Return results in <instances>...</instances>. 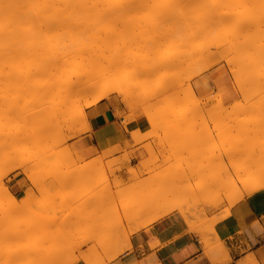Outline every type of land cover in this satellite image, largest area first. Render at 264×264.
Masks as SVG:
<instances>
[{"label": "rangeland", "instance_id": "obj_1", "mask_svg": "<svg viewBox=\"0 0 264 264\" xmlns=\"http://www.w3.org/2000/svg\"><path fill=\"white\" fill-rule=\"evenodd\" d=\"M151 1L153 0H147L146 2L151 3ZM220 1L221 0H210V5L215 2L214 4H218V6L220 7H225L224 3L226 1ZM147 3H145V7L149 10V6L151 5ZM229 3L232 4L231 2ZM247 3H245V5ZM250 3H253V1ZM115 4L118 5L119 3H116L115 1ZM122 4L121 5L124 8L125 3ZM240 4L243 5L239 2V4L237 3L233 6H236V8L237 6H240L238 8L242 9L244 6L241 7ZM121 5L120 8H122ZM152 5H154V3ZM139 6L140 5L138 4L137 7ZM142 6L144 7V5ZM247 6L250 5L247 4ZM129 7H126L127 9H125L127 10V12ZM131 7L129 9H131ZM137 7L135 8L136 10H138V12L136 13V10L134 8V11L132 12H134V17L136 15V18H138L137 20L140 23V26L139 23L136 21L138 23L137 24L135 22L137 26L136 24H132V28H130L131 17L129 16L132 13L129 11L131 13H129V18L127 17V20L126 18L123 19L120 17V15L122 16L121 12H123V10L120 12V8L115 7L119 9L117 10L120 12V14L116 15L118 11L113 10L111 14L107 18H105L106 20L111 19L112 21L109 20L111 21V23H106L105 19L104 21H102L101 19L98 20V23L99 21H101L99 23L101 24V26L97 23V25L100 26H97V28L99 29L102 27V30L100 29V33H97L94 38L92 37L89 40L91 42H89L91 49L93 47L94 48L92 50L95 49V51H92V58L88 63V65L91 67L102 66L103 68H107V65H110L112 71L115 68L114 66H117V64H114V61L116 60H112L111 62L113 63L110 64L109 60L112 56V59L118 60H124V57H126V59L128 58L126 62H124L125 60L123 61V63L126 64L121 63L122 60L121 62L119 61V65H122L121 68H119L118 66L119 69L116 68L117 70L115 69L114 71H112V73L110 72L109 68V72L107 73L106 71L107 74L105 78L101 79L100 84H105L109 82V80H112L114 78L120 80L121 82H126L127 77L128 79L130 78L132 80L131 77L133 73V77L135 75L134 79L132 80V82L129 79L130 82H126V84L128 86H132L131 88H136L137 90H135L138 92L137 97L134 93L132 96V100H128V103L122 102L127 111L125 116L127 118V122H130L129 126L131 128L134 125L132 121L133 116L136 112L145 115L149 123L148 129L144 132H139L138 130L132 129V140L135 144L144 143L143 148L146 150L148 155L144 159V162H142L141 164L137 166L127 165L125 167L127 174L126 182H124L121 178L120 170L122 169L123 163L128 162V159L130 157L128 152L123 151L120 156L112 157L115 152L120 151V148L116 147L108 151H103L97 154L96 156L88 159L82 154L80 150H78L76 143L79 141L80 136L88 131V122L87 118L85 121L82 116H86L84 113V107H79L76 105V102H78L79 100L82 102L84 97L82 98L79 95L77 97V94L75 95L74 93L71 95L72 92H75V89L73 90V86L76 85L75 82L72 86H69V83L67 84V86L72 89V92H70L71 89L69 88L64 89V86H62V88L61 85L65 84L60 83V87L62 88L60 89V93L64 89L65 91L63 90L64 92H62V94H66L62 96L60 94H57L59 91L58 89L60 87L57 89L58 86L56 85H58L59 83H56V85L55 83H50V89L47 87V89L49 90H47L45 87L50 86V84L48 83L42 85L39 82H34L35 84L31 83L33 87L29 83L24 84V86L27 85V87L29 85V89L27 87H24V90L23 85L18 84L14 81L13 83L12 80H10L11 82L7 81L9 80V78H6V81L3 80L4 78L1 79L2 74L5 75V73H8L9 65L7 63L8 61L5 62V60L3 59V63H5V65L2 66V63L0 61V67L2 66L4 69L1 70L2 68H0V90L2 89L3 91H0V182H2L1 185L3 186H0V264H54L60 260L61 251L64 252L62 254L63 258L61 259V261L67 260L71 256L82 252L83 254H89L95 264H110L113 261L111 260V257L114 254L117 253L121 255V253L128 249L125 236L123 237L122 235L123 230L121 226L122 224L120 222L122 216L121 209L130 200L139 199L142 201H149L152 197H156L155 202L157 204L163 203V205L165 204V206L168 205V203L170 204L176 202L182 203L183 205L186 204L185 207L189 208V211L193 212L194 214H192L193 216L191 218L192 220H195L196 225L200 223L199 226H206L208 224L209 219L214 216L223 214L225 212V209L229 207V205H227L228 203L225 201L226 195L233 194L234 188L238 186L240 187V180L245 181V184L243 186L249 185V183L253 184L264 180V104L261 102H264V97L261 95L263 93H258V89L255 90L253 86V84H255V81H252L253 78H251V80L250 76L248 77L247 75L248 69L250 71V68L252 67H249V65H247L248 67L246 66V63H250L253 65L257 61H255L254 59L257 57L253 56L249 57V59L253 58L255 62H253V60L250 61L246 59V56H250L254 49L248 48V51L251 50V52L247 53L246 51L247 55L245 53L242 55L241 52L243 51L240 50L241 56H245L243 58L247 61L243 60L241 61V63H238V61L235 59L237 63L235 61L233 62L234 64H231V66L235 65L234 68L236 67V69L233 70L239 72L240 78L237 77L238 80L242 79L247 84V93L244 90L246 93L245 95L243 92H240V90L236 89L235 87V79L233 77L232 71H230L231 66H227L225 61L226 57L224 59L222 58V55L223 57L226 55L221 53L222 59L219 56L220 52L224 51L223 46L221 47V43L220 45H218L219 43H216L218 47L214 48L215 42L212 40V42L210 43L213 44L214 42V45H211L209 47V51H216V55L212 59H216L215 64H213V66L210 65L211 67H208L209 70H204V73L201 72L198 75L194 76V78L192 77V79L187 80V75L185 73L188 71L189 73L187 74L189 75L191 72V67L185 64L186 62L181 63L177 60V57V59L175 58V56L178 54L176 53V50L177 52L180 51L179 54H182L181 50L184 51L185 49L183 50L181 45L184 48V42H186V44L188 43L189 47H203L204 45H198L199 41H202L203 36L201 37L202 39L198 38L199 41L197 39L195 40V38H190V36H188L187 34L188 32H186L187 29L189 30V28L186 26V24L188 25V22L186 20L184 21L186 23L185 26L187 29H185L186 31L183 30V32L185 31V35H182L183 32H181L180 30L181 27L185 28L183 27V25H181V23L175 24L177 26H181H179V29L177 27L178 31H174L176 30V28L174 29V27L172 26L174 23H172L171 19L163 20L159 18L163 22H166L165 20H170L169 23L163 24V22L160 23L161 20L155 18L158 20V26L157 22H155L156 24H153L152 22L151 24H149L148 22L153 20L149 21L148 19V25H143V23L145 22H142V20L139 21L140 16L141 18L144 16L145 18L142 19L147 21L146 19L149 17L150 19L154 16L157 17L159 15L157 11H160V9L158 8L159 6L156 9L154 8L155 11L158 9L156 11L158 15L152 14L154 15L152 16L149 13H154V9L152 10L151 8V12L147 13L146 11L148 10H145V7L144 10L142 8L143 11H140L139 9H137ZM241 9H238V11ZM114 11H116V13H114L115 15L112 14ZM235 11L237 10L234 8L233 12ZM127 12L125 11V13ZM139 12H141L142 15ZM144 13L146 16L144 15ZM124 15L126 14H124L123 12L122 17H124ZM240 15H243V13H241ZM240 15L238 16L237 14V16L235 15L236 17L234 16L236 18V21L237 18L240 17ZM181 19L179 18V21ZM120 20H123L125 25H123ZM181 21H183V19ZM236 21L229 23V25L231 26V30L233 27L236 26L234 25L237 24ZM104 22L106 25L104 24ZM112 22H114L115 24ZM119 22L121 23V25L124 26V28L126 27L124 30L120 31V34L119 30L123 29V27L120 24H117L118 26H116V23ZM126 23H130L129 26L128 24L126 26ZM170 23H172L171 26ZM227 24L228 23H226L222 27H220L221 25L217 26V28H220L218 29L222 33H220V31H218L215 26L214 28L218 31L219 34L222 35L223 33H225L228 35L227 37L229 38L230 36L232 37L231 34L233 32H231L230 34L229 26ZM113 25L119 28L115 27L116 30H110L111 26L113 27ZM167 25L173 27V31H165L169 30V27L167 28ZM161 26L163 28H161ZM95 28L96 26H94V29ZM97 28L96 30H98ZM106 30L108 31V33L111 31L112 35L110 33L108 34ZM250 30L249 32H251ZM254 30H257L256 27ZM254 30H252V32H254L253 34L256 33V36L250 33L248 34L249 36L251 35L255 37L256 39L254 40L256 41H254L252 37L247 36L248 34H246L245 38L243 37L244 41L245 39L249 40L250 38H252L250 40H253L260 47V44H263L264 36L260 38V36L262 35L260 33L261 35L259 34L260 36L258 39V31ZM160 31H163L162 34H165L166 32V35L168 32V34L171 33V37L169 35V38L165 35L167 39H162L160 37L161 42L159 43V37L157 35H159L158 32ZM101 32H105V34H107V36L105 35L106 37H109V35L112 36L110 38H112V40H115V44L111 42L112 40L109 41L110 39H108L107 42L106 37H104L105 42H110L109 46H106L107 43L105 44L102 41L103 33ZM121 33H123V36L121 35ZM210 33V37L213 35L212 33H214L213 37L216 35L215 30H211ZM201 35H199V37ZM207 35L208 34H206V36ZM161 36L164 37L163 35ZM121 37H124V39ZM156 37L158 38L157 42L162 46H155V43L158 44L156 40H153L156 39ZM223 37L221 36L220 38ZM227 37H225V39L228 41L231 37L229 39ZM243 38H241V40ZM169 39H173V43H170L172 41ZM182 39L184 40L182 41ZM185 39H187V41ZM260 39L263 40L259 41ZM139 40L140 45L138 46L136 44H138L137 42ZM188 40H191L190 44ZM231 40L232 39H230L229 41ZM92 41L94 42V44ZM193 41H195V44H192L194 43ZM196 41L198 42V44ZM205 41L204 43L201 42L200 44H205ZM208 41H210V39ZM253 41L249 44L252 45ZM103 43L105 46L103 45ZM116 43L118 46L116 45ZM180 43L182 44L180 45ZM227 43H224L223 45H226ZM113 44L115 46H113ZM178 45L181 47L179 50ZM188 45L185 46L186 49ZM136 46L139 50L136 48ZM207 46L209 45H205L206 48ZM219 47L223 50L219 49ZM226 48V54L227 56H229L230 54L228 55V49ZM188 49L186 51H188ZM230 49L232 48L230 47ZM109 50H112V52ZM167 51H170L172 56H170ZM217 51L219 52V54ZM1 53L2 52H0V54ZM233 54L234 53L232 52V55ZM115 55L120 56L119 58H114ZM5 56L6 59H8V55L4 54V57ZM170 57L173 61L170 60L169 62ZM165 58L167 59L165 60ZM11 60L12 59H10L12 65L14 58L12 61ZM217 60L219 62H216ZM167 61L170 64L171 62H176V64L172 63V65L174 66L171 67L172 65L170 66ZM153 62H156L155 65L157 66V68H151ZM150 63H152L151 66ZM112 65L114 68L111 67ZM147 65L150 67H148ZM186 66L189 67V70ZM243 66L246 67L247 72L245 71V68L242 69ZM139 67L141 68V70L139 69ZM144 68L147 71H144ZM184 70L185 73L183 72ZM256 70L257 68L255 69V71ZM139 71L142 73H139ZM151 71L152 73H150ZM129 72L132 73L130 74ZM147 72H149L150 74H146ZM217 72H220V74L224 76L225 80L223 85H220L216 88V86L212 84L213 81L210 78V74ZM110 73L113 75L109 76L108 74ZM128 74L130 77L128 76ZM139 74H141L142 76H140ZM152 74H154V76ZM250 74L253 77L254 73ZM259 75L258 76L261 77V79L259 78L258 80L257 77V79L254 80L262 82L261 80L264 78L262 71L261 74L259 73ZM70 79H72L73 81V79L75 78L74 76H72ZM75 81L77 80L75 79ZM77 83L79 84V82ZM186 83L187 85H189L192 93L196 97V101L194 98H192L193 100H191L190 96L187 95L189 93L186 89ZM262 84L263 86L261 89L264 91V83L262 82ZM257 85H259V82ZM15 86L17 87V90H15ZM52 86L54 87L52 88ZM76 86H74V88ZM30 87L32 90L30 89ZM42 89H46V92L43 91L45 94L42 92ZM261 89H259V91L262 92ZM255 91L257 93H255ZM12 92H14L15 94H13ZM38 92L39 94H42V96L45 97L43 98L41 95L38 96ZM9 93H12L13 95ZM67 93L68 96L70 95L69 98H67ZM138 93L141 94L138 95ZM248 94L252 95L248 96ZM259 95L262 97H260ZM65 96L66 98H63ZM116 96L120 100V97L118 95ZM41 97L43 100L41 99ZM187 97L189 98L188 100ZM205 97H207V99ZM66 99L69 101L66 102ZM218 99H221V104L217 106L218 103L216 100ZM37 100H39L40 102ZM41 102H43L44 104H42ZM197 103L200 106L197 105ZM40 104H42V106ZM214 105L216 106V108L214 107ZM38 109H43L44 112H39ZM59 109L60 111L62 109V114L64 113L63 115H61L60 111H57ZM46 112H48V116L45 115L47 114ZM57 112L60 114H58ZM46 126L48 127L45 128ZM40 133L41 135H39ZM23 137H25V139ZM139 153L142 155L141 152ZM223 164L227 168L226 173V168H221V171L222 173L224 172V175L219 171V167ZM19 165H23V168L25 167L27 169V175L29 174V177L26 176L20 169H14L16 166L18 167ZM234 168L236 170H234ZM200 169L205 170V172L201 171L204 172L205 178H213V181L217 182L219 180L221 181V183H219L218 181V183L220 184L219 186L217 185L218 183L211 185V187L207 186L208 190L205 189L203 191V194L202 192H198L197 194H194L195 196H191V198L190 195L186 194L188 196L187 199L186 195H184L185 193L182 192V188H188L187 186L191 187L192 185H195L194 182L196 183L197 180L200 182V176L199 178H196L198 176H196L195 174V179L191 176L194 174L191 171L195 170L197 172H200ZM233 171H237L235 172L237 175L234 176V178L232 177L231 181L229 176L233 174ZM133 172H135V174L139 177H136ZM139 173H141V175ZM200 173L199 175H201ZM13 175H20L26 179L28 186L25 191L30 193L28 201H24V199H21L17 203V205H14L15 207L12 206L10 208V206L7 207V198L6 196L4 197V193L1 192V190L3 191L2 188L4 187L9 190L8 184L10 182V176ZM113 175L116 176V181L113 178ZM225 176H228L229 179L226 180L227 178ZM65 178H72L76 182L69 188L59 189L60 187H58L55 183H58V181H61ZM90 180L93 181V186H95L98 182L101 181L108 184V186H106L100 194L101 197L99 196V198H97L96 200L92 199L91 201L88 200V197H85V190H87L89 185L88 182ZM213 181L211 183H213ZM31 182H33L34 184H32ZM53 183L56 186H54ZM164 183L168 184L166 185V188H169L170 186L175 188V190L172 189V187L170 188L173 190L171 191V193L175 192V195H171L169 189L167 190L166 188L161 192L156 191L157 189L162 188L163 186L160 188L159 186L164 185ZM177 187H181V189L178 188V191L182 192V194H180V192H177ZM73 190L76 193L70 200L66 202L67 204L61 207L51 205V200L54 197L58 196V193L60 194L61 191L70 192ZM255 194H262L264 196V191L260 189ZM218 197H220L222 201L218 199ZM242 199L243 197H236L233 204H236L237 201L239 202ZM218 201L221 202L217 203ZM187 204L191 206L189 207L187 206ZM191 207H193L194 209H191ZM207 212L210 214L209 217L206 216ZM182 215L184 216V218H187L185 214ZM194 217L199 220L198 224V220ZM124 226L132 228L134 227V224H125ZM205 233L209 237L207 247H215L216 242H214V240L210 238V235H208L209 231H205ZM104 239L110 240H108V246H105V248L96 247V242ZM81 241L82 243H80ZM68 243L75 244L76 246L77 244H79V246H77L78 248H73L75 245L69 246L67 245ZM62 245L66 247V251L64 250V247L63 249L61 248ZM67 246L71 248H67ZM76 248L78 249V251ZM68 249L70 251H68ZM78 262L83 263L81 260L77 261L76 263Z\"/></svg>", "mask_w": 264, "mask_h": 264}, {"label": "bare ground", "instance_id": "obj_2", "mask_svg": "<svg viewBox=\"0 0 264 264\" xmlns=\"http://www.w3.org/2000/svg\"><path fill=\"white\" fill-rule=\"evenodd\" d=\"M115 1H116V3H119L118 5H116L115 4ZM147 0H112V2H111V0H0V52H2L0 55L3 57H1L0 56V61H1V63H2V66L3 65H5V63H3V59L5 60V62L6 61H8L7 63H8V65H9V68H8V73L6 74L5 73V75H3L2 74V72H5V71H2L1 72V74L3 75H1V79H3L4 81H6L8 78H9V80H7V81H10V80H12V82L14 81V82H17L18 84H21V85H23V89H24V87L26 88L27 87V85H25L24 86V84H31V83H36V82H39V83H41L42 85L43 84H45V83H48V84H50V83H55V85H56V83H59L58 85H56V86H58L57 87V89L60 87V85L61 84H65V85H61V87L62 86H64V89L65 88H69V86H72V85H74L73 83L75 82V84L77 85L78 83L77 82H79V84L76 86V85H74V86H76L75 88H74V86H73V90L75 89V92H72V89L71 88H69V89H71V91L70 92H72L71 93V95L74 93L75 95L77 94V97H78V95L79 96H81L82 98L84 97V99H83V101L81 102L80 100V102L78 101V102H76V105L77 106H83L84 108H86V107H90V106H94L98 101H100V100H102V99H105V98H107V97H109L110 95H112V94H115V95H118L119 97H120V100H121V102H123V103H128V100H132V96H133V94L135 93V95H136V97H137V92L138 91H136L137 89L136 88H131L132 86H128L127 84H126V82L127 83H129L130 82V80L128 79V77H127V79H128V81H127V79H126V82L125 81H120V80H118V79H115L114 77H111V78H114V79H112V80H109V82H107V83H105V84H100L101 82V79L102 78H105V76H106V74L109 72V68H110V65L108 66L107 65V68H103L102 66H97V67H91V66H89L88 65V63L90 62V60H91V58H92V54H93V52L92 51H95V49L94 50H92L91 49V47H90V45H89V40L93 37L94 38V36L97 34V33H100V29L102 28H97V26L98 27H100L101 26V24H99L101 21H99V23H98V20H102V21H104V19L105 18H107L110 14H111V12L113 11V10H117L118 8H115V7H119L120 8V5L122 4V3H125V6H124V8L122 7V5H121V7L122 8H120V12L123 10V12H124V14H126V15H124V17H122L123 16V12H121V14H122V16L120 15V17L121 18H126V20L129 18V17H131L130 18V22H131V24L130 23H126V26H127V24H128V26H129V24H130V28H132V24H136L137 22H138V18H136V15H135V17H134V12H132V11H134V9L136 10V8L135 7H137V5L139 4L140 6L139 7H137V9H139L140 11L142 10V8H143V10H144V7H145V3H147L146 2ZM153 1H155V2H153ZM153 1H151V3L153 2L154 3V5L156 6H154V5H152L151 3H147V4H150L151 6H149V5H147V6H149L150 8H149V10L146 8L145 10H148V11H146L147 13H149V12H151V8H152V10L155 8H157L158 6V8L160 9V11H157L158 13H159V15L157 14V12L155 11V9H154V13L152 12V13H149V14H157L158 16L156 17V16H154V15H152V16H154L153 18H151L150 19V17L149 18H147L146 20L147 21H145V20H143L145 17L143 16L142 18H141V16L139 17L140 19H139V21L140 20H142V22H145V23H143V25H146L147 24V22H148V19H149V21L150 20H155L154 22L153 21H150V22H148L149 24H151V22L153 23V24H156L155 22H157V26H158V20L157 19H155V18H161V19H171V21H172V23H174L173 25H172V23H170V26L172 25L173 27H174V29L176 28V30H174L175 32L176 31H178V29H179V26H181V25H183V27H185V28H180V30H181V32H183V30H185V29H187L186 28V26L189 28V30L187 29V31L186 32H188L187 34H188V36H190V38H192V39H194L195 38V40L197 39L198 40V38H201L202 36H203V39H204V41H205V39L207 38L208 40L210 39V41H208L207 39H206V41H205V44H200L202 41H203V39H202V41L200 42L199 40V44H198V42H197V44L198 45H204L203 47L202 46H193V47H189V45H188V43L186 44V42H184L183 44L186 46V45H188L187 46V49L188 48H190V49H188V51H186L187 49H186V47L184 46V48H183V46L181 45L182 43H180V45H181V47H182V49L184 50V51H182L181 50V53L182 54H179V52L180 51H178L177 52V50H176V53H178L176 56H175V58L179 61V62H181V63H185V64H187L188 66H190L191 67V72H190V74L188 75L187 73H189L188 71H187V69L189 70V67L188 66H186V67H188L187 69H186V73H185V70L183 71L186 75H187V77H186V75H185V77H186V79L187 80H189V79H192V77L194 78V76H196V75H198L199 73H201V72H205L206 71V69H208V67H211L210 65H212L213 66V64H215V60H212L213 58H214V56L216 55V51L215 52H212V51H209L210 50V46L212 45H214V42H215V47L214 48H217L218 46H217V44L216 43H219L218 45H220V43H221V47L223 46V49H224V51H225V53H224V51H222V52H220V50H219V52H220V58H221V55L222 54H224V55H226V56H224L223 57V55H222V58L224 59L225 57V61H226V64H227V66L228 67H230L231 66V64H234L233 62H235L236 60L238 61V63H241V61H243V60H246V59H248V60H250V61H252L253 60V62H255L256 60V62L252 65V64H247L246 63V66L247 65H249V67H252V68H250V71H249V69H248V73H247V75H248V77L250 76V79L251 78H253V80L252 81H255V84H253V86H254V88H255V90H257L258 91V93L260 92V94L261 93H263V94H261L263 97H264V91L261 89L262 88V86H263V84H262V82L264 83V78L261 80L262 82H260V81H258L259 80V78L261 79V77H259L260 75H259V73L261 74V71H262V73H263V75H264V66H263V64H264V41H263V44L261 45L260 44V42H259V44H260V47H259V45L258 44H256L254 41H256V40H254V39H256L255 37H253V36H249V34L248 33H250V34H252V35H255L256 36V33L255 34H253L254 32H252V30H254L255 29V27H256V29L257 30H254V31H258L257 32V35H258V39H259V36H260V38L261 37H263L264 35V0H249L250 2H252L253 1V3H250L248 0H221V1H226L225 3H224V6L225 7H220V6H218V4H214L215 2H213L211 5H210V0L209 1H207V0H153ZM220 1V2H221ZM236 1V2H235ZM245 1V2H244ZM145 2V3H144ZM207 4H206V3ZM229 2H231L232 4H230L229 3V5H228V3ZM239 2L240 3H242L243 5H241V7H243L242 9L241 8H238V7H240V6H237V8H236V6H233V5H235V4H239ZM248 2V3H247ZM113 5H112V4ZM156 3V4H155ZM209 3V4H208ZM245 3H247L248 5H250V6H247V4L245 5ZM111 4V5H110ZM128 4V5H127ZM134 4H136V5H134ZM116 5V6H115ZM127 5V6H126ZM129 5H130V7L131 6H133V7H131V9H129L130 7H129ZM142 5H144V7L142 6ZM112 6V7H111ZM153 6V7H152ZM208 6V7H207ZM211 6V7H210ZM111 7V8H110ZM114 7V8H113ZM126 7H129L128 8V12H127V10H125V9H127ZM134 8V9H133ZM141 8V9H140ZM234 8L237 10V11H235V12H237V13H235V12H233L234 11ZM238 9H241V10H239L238 11ZM119 10V9H118ZM117 10V11H118ZM127 12V13H125V11ZM142 10V11H143ZM132 13H130V12ZM243 11V12H242ZM120 12L118 11V13L116 14V15H118V14H120ZM136 13L138 12V10H136L135 11ZM156 12V13H155ZM114 13H116V11H114L112 14H114ZM131 15H130V14ZM135 13V14H136ZM139 13H141V12H139ZM146 13V14H147ZM241 13H243V15H240ZM237 16V14H238V16L240 15V19L239 18H237V21H236V16ZM115 15V14H114ZM130 15V16H129ZM133 15V16H132ZM141 15H142V13H141ZM144 15H145V13H144ZM148 15V14H147ZM150 15V16H151ZM129 16V17H128ZM146 16V15H145ZM235 16V17H234ZM128 17V18H127ZM134 17V18H133ZM120 18V19H121ZM132 18H133V22H132ZM177 18V19H176ZM179 18L181 19H183V21H179ZM161 19H159V20H161ZM174 19H176V20H174ZM234 20V21H232V20ZM94 20V21H93ZM108 20V19H107ZM106 19H105V21H106V23H111V19H109V20H111V21H107ZM178 20V21H177ZM184 20H186L187 22H188V25H190V26H188L186 23H185V21ZM239 20V21H238ZM91 21H92V23H91ZM121 21V20H120ZM129 21V20H128ZM127 21V22H128ZM137 21V22H136ZM166 22H163L162 20L160 21V23H162L163 22V24L164 23H169L170 22V20H165ZM174 21H176V22H174ZM237 22V24H234V25H236L235 27H233L232 28V30L230 29V25H229V23H231V22ZM114 22H115V20H114ZM114 22H112V23H114ZM126 22V21H125ZM136 22V23H135ZM182 22H183V24H182ZM94 23V24H93ZM96 23V24H95ZM97 23L100 25H97ZM121 23L123 24V25H125L124 24V21L122 20L121 21ZM121 23L119 22V23H116V26H118L117 24H120L121 25ZM139 23V22H138ZM137 23V24H138ZM159 23V24H160ZM179 23H181V25H175V24H179ZM226 23H228L227 25L229 26V30H230V34H231V32H233L231 35H232V37L230 38V39H232L231 41H229L230 39L227 37L228 35L227 34H225V33H223L224 34V37H223V34L221 35V34H219L218 33V31H220L218 28H217V26H220V27H222V26H224ZM92 26H91V25ZM103 24V23H102ZM104 24H105V22H104ZM103 24V25H104ZM115 24V23H114ZM137 24H136V26H137ZM162 24V25H163ZM185 24H186V26H185ZM106 25V24H105ZM112 25V24H111ZM123 25H121L122 27H123V29H120L119 30V34H120V31L121 30H124L125 28H124V26ZM141 25H142V23H141ZM148 25V24H147ZM94 26H96V28L98 29V30H96V28L94 29ZM115 25H113V27L111 26V28H110V30L112 29V31H114V30H116L115 29V27H116ZM139 26H140V23H139ZM155 26V25H154ZM164 26V25H163ZM170 26H168L167 25V28L169 27V30H165V31H173L172 30V28L173 27H170ZM214 26H215V28L218 30H216L215 28H214ZM227 26V27H228ZM262 26V27H261ZM165 27V26H164ZM177 27H178V29H177ZM214 29H213V28ZM254 27V28H253ZM107 28V27H106ZM116 28H119V27H116ZM161 28H163L162 26H161ZM166 28V27H165ZM171 28V29H170ZM225 28V27H224ZM253 28V29H252ZM129 29V28H128ZM128 29H126V30H128ZM159 29H160V25H159ZM250 29H252V30H250ZM102 30V29H101ZM108 30V29H107ZM106 30V31H107ZM208 30H209V32H208ZM211 30H215V36L213 37V35H214V33H212L213 35L210 37L209 35H211ZM248 30V31H247ZM249 30L252 32H249ZM164 31V30H163ZM163 31L161 32H158L159 33V35H157L158 37H159V43L161 42L160 40H161V38L162 39H167V37H168V35L171 37V33L170 34H168L167 33V35H166V32H165V34H162L163 33ZM184 31V32H185ZM205 31V32H204ZM216 31H217V33H216ZM184 32H183V34L182 35H185L184 34ZM203 32V33H202ZM213 32V31H212ZM101 33H103V39H102V41L106 44L108 41V39H110L109 41H111L112 40V38H110V37H112V36H110L109 35V37H106L107 36V34H105V32H101ZM107 33H108V31H107ZM111 35H112V33H111V31L109 32ZM108 33V34H109ZM158 33H155V34H158ZM220 33H222L221 31H220ZM261 33V34H260ZM163 35L164 37H162L161 35ZM202 34V35H201ZM206 34H208L207 36H206ZM221 37H223V38H220L218 35ZM229 34V35H230ZM243 34H244V36H243ZM246 34H248L247 36H249V37H252L253 38V44H254V46L256 47H254L253 46V44L251 45V44H249V43H252V41L250 40V39H252V38H250L249 39V37H248V39L250 40H247V39H245V41H244V38H245V36H246ZM260 34V35H259ZM106 35V36H105ZM117 35V34H116ZM115 35V36H116ZM121 35L123 36V33H121ZM167 37H166V36ZM199 35H201L200 37H199ZM204 36H205V38H204ZM104 37H106V41L107 42H105V40H104ZM117 37V36H116ZM161 37V38H160ZM166 37V38H165ZM185 37V36H184ZM186 37H187V35H186ZM197 37V38H196ZM212 37H213V39H212ZM216 37V38H215ZM225 37H227L229 40L227 41L226 39H225ZM244 37V38H243ZM121 38H123L124 39V37H121ZM120 38V39H121ZM126 38V37H125ZM155 38V37H154ZM169 38V37H168ZM181 38V37H180ZM179 38V39H180ZM189 38V37H188ZM187 38V39H188ZM241 38H243L242 40H241ZM247 38V37H246ZM187 39H185L186 41H187ZM191 39V40H192ZM217 39V40H216ZM223 39H224V42H223ZM263 39H264V37H263ZM263 39H260L259 41H261V40H263ZM119 40V39H118ZM153 40H156V42L158 41V38L156 37V39H153ZM152 40V41H153ZM169 40H171V39H169ZM184 39H182V41H183ZM190 40V41H191ZM214 41L213 42V44L212 43H210V42H212V41ZM219 40H220V42H219ZM247 40V41H246ZM94 41V40H93ZM92 41V42H93ZM115 40H112L111 42H113L114 44H115V42H114ZM141 41H143V40H141ZM172 42H170V43H173V39L171 40ZM189 41V40H188ZM189 41V44L191 43ZM204 41L202 42V43H204ZM226 41V42H225ZM181 42V41H180ZM194 43H192V44H195V41H193ZM206 42H207V44H206ZM209 42V43H208ZM229 44H228V43ZM258 42V41H257ZM91 43V42H90ZM104 43H103V45H104ZM110 43V42H109ZM109 43H107L106 44V46H109ZM124 43V42H123ZM138 44H136V45H140L139 43H140V40L137 42ZM158 43V42H157ZM156 44L155 43V46L156 45H161V44ZM224 43H227L226 45H223ZM93 44H94V42H93ZM112 44V43H111ZM113 44V46H115ZM154 44V43H153ZM89 45V46H88ZM92 45V44H91ZM116 45H117V43H116ZM205 45H209V46H207V48L205 47ZM228 45V46H227ZM230 45V46H229ZM258 46V49H257V46ZM101 46V45H100ZM105 46V45H104ZM118 46V45H117ZM116 46V47H117ZM142 46V45H141ZM162 46V45H161ZM171 46V45H170ZM175 46H177V45H175ZM191 46V45H190ZM225 46V47H224ZM226 46H227V48H226ZM262 46V47H261ZM96 47V46H95ZM154 47V46H153ZM152 47V48H153ZM179 47V48H178ZM178 50L181 48L179 45H178ZM230 47L232 48V49H230ZM107 48V47H106ZM114 48V47H113ZM118 48V47H117ZM135 48V47H134ZM136 48L138 49V47L136 46ZM151 48V47H150ZM169 48V47H168ZM225 48L226 49H228V51H227V53H228V55L230 54V55H232V52L234 53L232 56H227V54H226V50H225ZM248 48L249 49H254V51L252 52V54H250V56L249 55H247V53L248 52H251V50H249L248 51ZM137 49H136V51H137ZM144 49V48H143ZM156 49H158V48H156ZM164 49V48H163ZM219 49H221V50H223L222 48H220L219 47ZM247 49V50H246ZM256 49V50H255ZM139 50V49H138ZM151 50V49H150ZM168 50V49H167ZM172 50V49H171ZM173 50H175V49H173ZM190 50V51H189ZM213 50H215V49H213ZM234 50V51H233ZM243 51V52H241V51ZM109 51H111L112 52V50H109ZM116 51V50H115ZM117 51H118V49H117ZM153 51V50H152ZM155 51V50H154ZM165 51H166V49H165ZM186 51V52H185ZM229 51H230V53H229ZM246 51H247V53H246ZM113 52H114V50H113ZM169 54H170V56H172L171 55V53H170V51H167ZM183 52H185V53H183ZM218 52V51H217ZM219 52H218V54H219ZM242 53V55L245 53L247 56H248V58H247V56H246V59H244L243 57H245V56H241V53ZM141 53V52H140ZM222 53V54H221ZM4 54L5 55H8L9 57H12V58H9L8 56H7V58L8 59H6V56L4 57ZM112 54V53H111ZM172 54H173V52H172ZM174 54H175V51H174ZM263 54V55H262ZM113 55V54H112ZM237 57H236V56ZM261 55V56H260ZM108 56V55H107ZM119 56L120 55H115L114 56V58H119ZM241 56V57H240ZM257 57V58H254L255 59V61H254V59L253 58H250L249 59V57ZM124 57V56H123ZM236 57V58H235ZM240 57V58H239ZM2 58V59H1ZM13 58H14V60H13ZM113 58V56L111 57V59L109 60L110 61V64H112L113 62H111L112 60H116V61H114V64H117V66H114L113 67V65L111 66L112 68H114L112 71H114L116 68L117 69H119V68H121V66L122 65H119L120 63H118L119 61L121 62V60L122 59H120V60H118V59H112ZM122 58V57H121ZM164 58V57H163ZM173 58V57H172ZM221 58V59H222ZM241 58H243V59H241ZM10 59H12L13 60V64L11 65V62H10ZM76 59H77V61L78 60H81V61H76ZM128 59V58H127ZM127 59H126V57H124V60H122V62L121 63H123V61L124 62H126L127 61ZM162 59V58H161ZM167 58H165V60H166ZM174 59V58H173ZM175 59V60H176ZM236 59V60H235ZM241 59V60H240ZM11 60V61H12ZM149 60V59H148ZM170 60H171V57H170V59H169V62H170ZM182 60V61H181ZM220 60V59H219ZM261 60H263V61H261ZM146 61H147V58H146ZM161 61V60H160ZM159 61V62H160ZM171 61H173V60H171ZM184 61V62H183ZM237 61H236V63H237ZM240 61V62H239ZM247 61V60H246ZM117 62V63H116ZM144 62V61H143ZM150 62V61H149ZM168 62V61H167ZM166 62V63H167ZM168 62V63H169ZM213 62V63H212ZM216 62H219L218 60L216 61ZM249 62V61H248ZM259 62V63H258ZM261 62H263V63H261ZM109 63V62H108ZM172 63L173 62H171V64H170V66L172 65ZM178 63V62H177ZM180 63V64H181ZM123 64H126V63H123ZM149 64V63H148ZM156 64V62H153V65H152V63H150V66L152 65V67L151 68H154V67H156L157 68V66L155 65ZM161 64V63H160ZM173 64H176V62L175 63H173ZM179 64V63H178ZM261 66H260V65ZM8 65H6V66H8ZM11 65V66H10ZM164 65H166V64H164ZM183 65V64H182ZM218 65V64H217ZM252 65V66H251ZM0 67V68H2L1 70H4L3 69V67ZM5 66V67H6ZM118 66H119V68H118ZM141 66V65H140ZM148 66V65H147ZM150 66H148V67H150ZM162 66V65H161ZM169 66V65H168ZM174 65H172L171 67H173ZM235 66V65H234ZM234 66H231V68H230V71H232V74H233V77H234V79H235V81H234V84H235V87H236V89H238V90H240V92H243L244 93V95L247 93V91H246V87H247V84L245 83V81H243L242 79L240 80H238V78L237 77H239L240 78V75H239V72H236V71H234L233 69H236V67L234 68ZM164 67V66H163ZM171 67H169V68H171ZM240 67V66H239ZM248 67V66H247ZM146 68V67H145ZM145 68H144V71H147V70H145ZM167 68V67H166ZM243 68H245V71L247 70L246 69V67L245 66H243L242 67V69ZM257 68V70L255 71V69ZM116 69V70H117ZM139 69L141 70V68L139 67ZM161 69V68H160ZM211 69V68H210ZM131 70V69H130ZM129 70V71H130ZM151 70V69H150ZM154 70V69H153ZM166 70V69H165ZM205 70V71H204ZM209 70V69H208ZM255 71V72H253V71ZM261 70V71H260ZM106 71H107V73H106ZM112 71H111V68H110V72L112 73ZM143 71V70H142ZM149 71V70H148ZM239 71V70H238ZM260 71V72H259ZM133 72V71H132ZM131 72V73H132ZM156 72V71H155ZM160 72V71H159ZM162 72V71H161ZM247 72V71H246ZM257 72H259V73H257ZM110 73V74H111ZM130 73V72H129ZM130 73V74H131ZM139 73H142V72H140L139 71ZM149 72H147L146 74H148ZM150 73H152V71L150 72ZM149 73V74H150ZM241 73V72H240ZM250 73H254L253 74V77H252V75L250 74ZM108 74L109 76H112L113 74ZM144 74V73H143ZM162 74V73H161ZM9 76V77H7V76ZM140 76H142L141 74H139ZM145 75V74H144ZM143 75V76H144ZM153 76H154V74H152ZM157 75V74H156ZM256 76V78H255V76ZM259 75V76H258ZM6 76V77H5ZM72 76H74V78L77 80V81H75V79H73V81H72V79H70ZM109 76H108V78H109ZM128 76H129V74H128ZM150 76V75H149ZM214 76V75H213ZM212 76V77H213ZM130 77V76H129ZM134 77H135V75H134ZM134 77H133V73H132V80L134 79ZM257 77H258V80H254V79H257ZM7 78V79H6ZM11 78V79H10ZM155 78V77H154ZM6 79V80H5ZM246 79V78H245ZM2 80V81H3ZM132 80H131V82H132ZM71 81H72V83H71ZM103 81V80H102ZM135 81V80H134ZM259 82V85H257L258 84V82ZM11 82V81H10ZM9 82V83H10ZM13 82V83H14ZM104 82H105V80H104ZM188 82V81H187ZM0 83H1V81H0ZM12 83V84H13ZM34 83V84H35ZM61 83V84H60ZM69 83V84H68ZM71 83V84H70ZM134 83V82H133ZM67 84L69 85V86H67ZM131 84V83H130ZM248 84H249V82H248ZM4 85V84H3ZM9 85V84H8ZM17 85V84H16ZM32 85V84H31ZM186 85H187V83H186ZM1 86V85H0ZM67 86V87H66ZM249 86V85H248ZM261 86V87H260ZM6 87V86H5ZM10 87V86H9ZM16 87V86H15ZM19 87H20V85H19ZM28 87H29V85H28ZM27 87V88H28ZM32 87H33V85H32ZM46 87V89H47V87L49 88V87H51V84H50V86H45ZM54 86H52V88H53ZM59 88L58 90V93L57 94H60L61 96L62 95H64V94H62V92H64L63 90L61 91V93H60V89H62V88ZM98 87H100V88H98ZM130 87V88H129ZM133 87H135V86H133ZM2 88V87H1ZM43 88H44V86H43ZM97 88H98V90H97ZM264 88V87H263ZM29 89V88H28ZM30 89H31V87H30ZM46 89H42V92L43 91H45L46 92ZM50 89V88H49ZM49 89H47V90H49ZM56 89V88H55ZM96 89V90H95ZM136 89V90H135ZM186 89H187V91H188V93L189 94H187L188 96H190V98H191V100H193L192 98H194L195 99V101H196V97L194 96V94L192 93V91H191V89H190V87H189V85H187V87H186ZM253 89V88H252ZM259 89H261L262 90V92L261 91H259ZM5 90V89H4ZM12 90V89H11ZM14 90V89H13ZM15 90H17V87H16V89ZM25 90V89H24ZM32 90V89H31ZM246 91V93H245V91ZM0 91H2V89L0 90ZM3 92V91H2ZM19 92V91H18ZM41 92V91H40ZM248 92H250V91H248ZM13 94H15L14 92H12ZM12 93H9V94H12ZM44 93V92H43ZM255 93H257L256 91H255ZM6 94V93H5ZM12 94V95H13ZM20 94V93H19ZM28 94V93H27ZM45 94V93H44ZM70 94V93H69ZM141 94V93H140ZM139 93H138V95H140ZM242 94V93H241ZM39 95H41L42 96V94H39V92H38V96ZM59 95V96H60ZM66 95V94H65ZM186 95V96H187ZM252 94H248V96H251ZM29 96V95H28ZM67 96H68V93H67ZM70 96V95H69ZM69 96L67 97V98H69ZM260 96V95H259ZM262 96H260V97H262ZM43 98L45 97V96H42ZM42 97H41V99H42ZM76 97V96H75ZM80 97V98H81ZM38 98V97H37ZM36 98V99H37ZM59 98V97H58ZM63 98H66V96L65 97H63ZM206 99H207V97H205ZM209 98V97H208ZM244 98V97H243ZM251 98V97H250ZM253 98V97H252ZM40 99V98H39ZM40 99V100H41ZM72 99V98H71ZM76 99V98H75ZM189 98L187 97V100H188ZM205 99V100H206ZM248 99V98H247ZM246 99V100H247ZM262 99V98H261ZM264 99V98H263ZM43 100V99H42ZM249 100V99H248ZM37 101H39V100H37ZM66 102L67 101H69V100H65ZM204 101V100H203ZM217 101V106L219 105V104H221V99H218V100H216ZM40 102V101H39ZM65 102V103H66ZM263 104H264V102L263 101H261ZM38 103V102H37ZM42 104H44L43 102H41ZM64 103V102H63ZM199 103V102H198ZM197 103V105H199ZM42 104H40L41 106H42ZM206 104H207V101H206ZM215 104V105H216ZM214 105V107L216 108V106ZM60 106V105H59ZM64 106V105H63ZM73 106V105H72ZM200 106V105H199ZM199 106H198V108H199ZM38 107H39V104H38ZM67 107V106H66ZM213 107V106H212ZM43 108V107H42ZM68 108V107H67ZM73 108V107H72ZM71 108V109H72ZM197 108V109H198ZM214 108V109H215ZM40 109V108H39ZM38 109V111L39 112H41V111H43V109H41V110H39ZM53 109V108H52ZM219 109V108H218ZM45 110V109H44ZM57 111H60V109L59 110H57ZM75 111V110H74ZM35 112H36V110H35ZM44 112V111H43ZM71 112V111H70ZM73 112V111H72ZM116 112H117V110H116ZM34 113V112H33ZM47 114H45V115H47L48 116V112H46ZM58 113V112H57ZM60 113H61V115H63L62 114V109H61V111H60ZM60 113H58V114H60ZM118 113V112H117ZM32 116H33V114H32ZM37 116V115H36ZM83 116V119L86 121V116H84V115H82ZM122 117H123V119H124V125H125V127H126V129L128 130V132H130V134L132 133V128L129 126V123L127 122V118H126V116H125V114L124 115H122ZM124 125H123V127H124ZM48 126H46L45 128H47ZM51 128V127H50ZM125 129V130H126ZM49 130V129H48ZM50 131V130H49ZM48 131V132H49ZM53 131V130H52ZM51 131V132H52ZM39 135H41V133L39 134ZM79 135V134H78ZM24 139H25V137H23ZM137 140V139H136ZM138 141V140H137ZM45 152V151H44ZM99 159V158H98ZM90 161V160H89ZM70 162V161H69ZM74 162V161H73ZM88 162V161H87ZM75 163V162H74ZM24 165V164H23ZM23 165H19L18 167L16 166L14 169H16V168H18V169H20L26 176H28L29 177V174L27 175V169L24 167L23 168ZM220 165V164H219ZM224 166V164L223 165H221L219 168V171H220V173H222V171H221V168L223 169V168H226L225 166ZM227 166V165H226ZM229 168V167H228ZM198 170V169H197ZM234 170H236L235 168H234ZM10 171V170H9ZM199 171V170H198ZM201 171H204L205 172V170H202V169H200V172ZM226 171H227V168H226V170H225V173H226ZM191 172H193L192 174L193 175H191L192 177H194V175L196 174V176H198V177H196V178H199V176L201 177V178H199V180H200V182L197 180L196 181V183L194 182V184L195 185H192L191 187H189V186H187L188 188H186V187H183L182 188V192L183 193H185L184 195H186V194H188V195H190V198H191V196L193 197V195L194 194H197L198 192H202V194L204 193L203 191L206 189V190H208L207 189V186H210L211 187V185H214L215 183L217 184L218 183V181L217 182H215V181H213V178H205V175H204V172H197V171H195V170H193V171H191ZM191 172H190V174H191ZM197 172V173H196ZM235 172H237V171H233V174H231L230 176H229V178L231 179V181H232V177L234 178V176H236L237 174L235 173ZM134 174H135V172H133ZM199 173L201 174V175H199ZM224 173V172H223ZM222 173V174H223ZM133 174V175H134ZM140 175H141V173H139ZM189 174V175H190ZM198 174V175H197ZM203 174V175H202ZM136 175V174H135ZM224 175V174H223ZM33 176V175H32ZM138 175H136V177H137ZM27 177V178H28ZM135 177V176H134ZM135 177V178H136ZM139 177V176H138ZM186 177V176H185ZM191 177V178H192ZM195 177H194V179H195ZM203 177V178H202ZM227 179L226 180H228L229 178H228V176H225ZM113 178L115 179L116 178V176H114L113 175ZM184 178V177H183ZM30 180H32V179H30ZM29 180V181H30ZM238 180V179H237ZM1 181V180H0ZM115 181H116V179H115ZM194 181V180H193ZM213 181V183H211ZM75 180L74 179H72V178H65V179H62L61 181H58V183L56 182L55 184H57V186L58 187H60L59 189H61V188H69V187H71L72 185H74L75 184ZM92 182L93 181H89L88 182V188H87V190H85L86 191V193H85V197H88L89 199V201H91L92 199H97V198H99V196L101 197V193H102V191L105 189V187L106 186H108V184L107 183H105V182H98L95 186H93L92 185ZM239 182V181H238ZM256 182V181H255ZM1 183L2 182H0V186H2L1 185ZM32 184H34L33 182H31ZM135 183V182H134ZM133 183V184H134ZM219 183H221V181H219ZM217 184L218 186L220 185V184ZM236 183V182H235ZM131 184V183H130ZM225 184V183H224ZM240 184L242 185H240V187L238 186V187H235L234 188V191H233V194H228V195H226V198H225V201L228 203L227 205H229V207L228 208H226L225 209V212L223 213V214H220V215H218V216H214V217H212L211 219H209L208 220V224L206 225V226H199L200 225V223H199V220L197 219V218H195V219H197L198 221H197V224L198 225H196V222H195V220H192V216L194 215L193 214V212H190L189 211V208H186L185 207V205H183L182 203H178V202H176V203H168V205H166L165 206V204L163 205V203H159V204H157L156 202H155V200H156V197H152L149 201H142V200H139V199H133V200H130L129 202H127L126 203V205H124L123 207H122V216H121V226H122V235H123V237L125 236V239H126V242H127V246H128V248L130 247V244H129V236L131 235V234H133L134 232H136V231H138V230H140V229H142V228H145L146 226H148L149 224H151V223H153V222H155L156 220H158L159 218H161V217H163L164 215H166V214H168V213H170L171 211H173V210H177V211H179L180 213H182V214H185L186 216H187V218H186V220L185 221H187L186 222V224L188 223V226L190 227L189 229H191L192 231H194V232H197L198 233V235L200 236V242L203 244V246L205 247V248H207V246H208V240H209V237L207 236V234L205 233V231H209V234L208 235H210V238H214V239H216L217 240V236H216V234H215V231H214V224L219 220V219H222V218H224V217H226L228 214H229V208L232 206V204L234 203V201H235V198L236 197H243V198H245L246 196H249L250 194H253L254 192H257V191H259L260 189L261 190H263L264 191V180H262V181H260V182H257V183H249V185H246V186H243L244 184H245V181L244 180H240ZM53 185H54V183H53ZM166 185H168V184H165L164 183V185H161V186H159V188L160 187H162V188H160V189H157L156 191L157 192H161L162 190H165V188H166ZM54 186H56V185H54ZM3 187V186H2ZM172 186H170L169 188H166L167 190L169 189V191H170V193H171V191H173L172 189H174L175 190V188H173L172 187V189H170ZM182 187V186H181ZM181 187H177V192H180V191H178V188H180L181 189ZM209 188V187H208ZM1 189V188H0ZM3 189V191L1 190V192H3L4 193V197L6 196V198H7V207H9L10 206V208L13 206V207H15L14 205H17V203L21 200V199H24V201L25 200H27L28 201V197H29V193L30 192H27V191H25V194H24V196H22V198H20V199H18V198H16L13 194H11L10 192H9V190L6 188V187H4V188H2ZM58 189V188H57ZM60 192V191H59ZM62 192V193H61ZM60 192V194L58 193V196H56V197H54L51 201H52V204L51 205H56L57 207L59 206V207H61V206H64L65 204H67L66 202L68 201V200H70L73 196H74V194L76 193L74 190L73 191H70V192H64V191H61ZM182 192H180V194H182ZM205 192H207V191H205ZM175 193V192H174ZM174 193H171V195L173 194V195H175ZM199 194H201V193H199ZM223 194V193H222ZM32 195V194H31ZM195 196V195H194ZM188 196L186 195V198H187ZM5 199V198H4ZM188 199V198H187ZM218 199H220L221 201H222V199L220 198V197H218ZM6 200V199H5ZM221 201H218L217 203H219V202H221ZM238 202V201H237ZM184 203V202H183ZM25 204V203H24ZM216 205V204H215ZM223 205V204H222ZM234 205V204H233ZM187 206H191V205H188L187 204ZM6 207V208H7ZM191 209H194L193 207H191ZM190 209V210H191ZM193 214V215H192ZM196 215V214H195ZM184 218V217H183ZM193 218V219H194ZM124 220V221H123ZM141 220V221H140ZM126 222V223H125ZM134 224V227H127V226H124L125 224ZM128 228H129V230H128ZM90 238V237H89ZM88 238V239H89ZM55 239V238H54ZM109 240V239H108ZM108 240H106V239H104V240H101V241H97L96 242V247H104L105 248V246H108V244H109V242H108ZM110 241V240H109ZM80 243H82V241L80 242ZM63 245H65V244H63ZM62 245V249H63V246ZM67 245H75V244H72V243H68ZM69 246H67V248L69 247ZM77 246H79V244H77ZM76 245L73 247V248H75V247H77ZM65 248L66 247H64V250H65ZM69 248H71V247H69ZM72 248V249H73ZM78 248V247H77ZM76 248V249H77ZM71 249V250H72ZM75 250V249H74ZM73 250V251H74ZM59 251H61V250H59ZM59 251H58V253H59ZM66 251V250H65ZM68 251H70L69 249H68ZM76 251V250H75ZM77 251H78V249H77ZM72 252V251H71ZM64 252H62L61 251V258H60V260L58 261V262H56V263H54V264H73V263H75V262H77V261H82V262H84L85 264H95L94 262H93V260L91 259V256L89 255V254H83L82 252H80L79 254L77 253L76 255H73V256H71L69 259H67V260H63V261H61V259L63 258L62 257V254H63ZM68 253V252H67ZM72 254V253H71ZM122 254V253H121ZM68 255V254H67ZM112 255V254H111ZM120 254H114L112 257H111V260H114L115 258H117L118 256H119ZM250 261V260H249ZM251 262H253V259H252V261ZM246 263V262H245ZM246 264H248V263H246ZM251 264V263H250ZM252 264H254V262L252 263Z\"/></svg>", "mask_w": 264, "mask_h": 264}, {"label": "crops", "instance_id": "obj_3", "mask_svg": "<svg viewBox=\"0 0 264 264\" xmlns=\"http://www.w3.org/2000/svg\"><path fill=\"white\" fill-rule=\"evenodd\" d=\"M210 78L216 88L224 84L220 72L211 73ZM126 112L115 94L84 108L88 131L76 143L88 159L116 147L120 151L112 157L128 152V162H124L120 170L124 182L127 181L125 167L141 164L148 155L144 143L135 144L126 129L122 117ZM132 123V129L139 132L149 127L147 118L139 112L134 114ZM27 186L24 177L10 176L8 187L16 198L24 195ZM257 192L231 206L229 214L214 224L217 240L212 239L216 242L215 247L205 248L198 233L189 229L186 218L173 210L131 234L130 247L110 264H264V196L255 194ZM209 215L207 212L206 216Z\"/></svg>", "mask_w": 264, "mask_h": 264}]
</instances>
